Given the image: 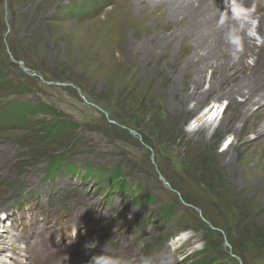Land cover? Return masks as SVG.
I'll return each instance as SVG.
<instances>
[{
  "label": "rangeland",
  "instance_id": "obj_1",
  "mask_svg": "<svg viewBox=\"0 0 264 264\" xmlns=\"http://www.w3.org/2000/svg\"><path fill=\"white\" fill-rule=\"evenodd\" d=\"M90 1L0 0V144L11 147L0 175L9 192L0 197V219L15 228L7 231L12 243L0 249L1 264H96V258L152 264L165 253L171 264H264V197H254L256 182L245 178L243 166L230 176L219 158L238 138L219 127L230 100L209 97L195 113H182L170 94L151 96L123 69L98 71L88 55L68 54L72 43H88L85 35L118 0H95L89 13L77 11ZM229 1L226 9L239 6ZM247 20L260 44L259 19ZM210 76L208 69L205 90ZM216 101L227 107L207 121ZM11 103L50 106L75 125L46 136L54 116L9 114ZM59 156L65 162L49 167ZM70 165L80 176L66 171ZM145 197H152L148 206ZM78 213L89 231H78ZM63 244L74 245L59 250Z\"/></svg>",
  "mask_w": 264,
  "mask_h": 264
},
{
  "label": "bare ground",
  "instance_id": "obj_2",
  "mask_svg": "<svg viewBox=\"0 0 264 264\" xmlns=\"http://www.w3.org/2000/svg\"><path fill=\"white\" fill-rule=\"evenodd\" d=\"M237 1L239 6L234 10L226 9L231 4L229 0L224 4L217 0H118L106 18L85 35L88 43L80 47L72 43L67 52L88 55L98 71L116 74L123 69L133 75L134 83L147 88L151 96L165 99V93L170 94L182 113H195L209 97L229 99V112L219 127L234 130L238 138L219 154L221 165L230 176L237 173L238 164L243 166L245 178L256 182L254 197H264V39L258 44L250 37L252 24L247 20L258 18L257 32L264 34V0ZM233 37L239 38V46ZM248 58L253 59L252 65L247 63ZM208 69L211 76L205 90ZM161 88L165 90L160 92ZM237 95L243 100L239 102ZM191 102L195 103L194 110L187 108ZM254 105L258 107L254 109ZM235 121L242 125L235 127ZM206 127L202 124L199 130L204 132ZM251 132L254 138H245ZM10 155L11 147L0 144V175L7 169L5 164ZM250 161L254 166H249ZM33 178L35 181L36 175L31 173L27 186H33ZM8 193L0 187V197ZM0 228L2 250L12 243L13 236L7 235V231L15 228L1 219ZM167 256L168 253L163 254L152 264H165ZM2 260L0 255V264ZM169 261L166 264L172 263ZM88 263V260L70 262Z\"/></svg>",
  "mask_w": 264,
  "mask_h": 264
},
{
  "label": "trees",
  "instance_id": "obj_3",
  "mask_svg": "<svg viewBox=\"0 0 264 264\" xmlns=\"http://www.w3.org/2000/svg\"><path fill=\"white\" fill-rule=\"evenodd\" d=\"M95 2H96L95 0L90 1L89 5L87 6L86 9H85V7H79V8H77L78 10L77 9H74V10L79 11L80 9H82V10L84 9V10H86L85 13H89V10L96 5ZM11 104L12 105L7 107V109H6L8 111V113L9 114H17L19 116L21 115V117H23V118H25L30 113H34V114L48 113V114H51L52 116H54L56 121L51 123L50 127L48 128V130L46 132V136H52V135L58 136L61 133H63L64 131L71 129V127H74V125H75V124H73V123H71L65 119H60L61 115L56 111V109H54L50 106L36 107V106H31L27 103H11ZM64 162H65L64 157L59 156V157H54V159L51 160L48 164H49V167H52V166L59 167ZM66 170L68 172L80 174V171H78V169L74 165L68 166L66 168ZM118 172H116L115 174L112 175V177H111L112 180H117ZM167 179L171 182V180L169 178H167ZM116 185H118L120 188L125 187L124 183H122V182L116 183ZM144 200L146 201L145 205L148 206L152 202V197H145ZM184 200L190 204H193V202L188 197H184Z\"/></svg>",
  "mask_w": 264,
  "mask_h": 264
},
{
  "label": "clouds",
  "instance_id": "obj_4",
  "mask_svg": "<svg viewBox=\"0 0 264 264\" xmlns=\"http://www.w3.org/2000/svg\"><path fill=\"white\" fill-rule=\"evenodd\" d=\"M233 42L239 46V38L233 37ZM96 264H113L112 261L104 259V258H96Z\"/></svg>",
  "mask_w": 264,
  "mask_h": 264
}]
</instances>
